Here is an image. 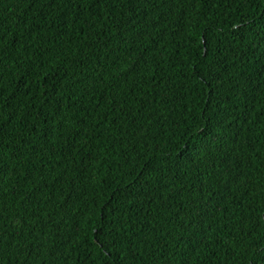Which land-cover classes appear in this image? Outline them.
<instances>
[{
    "label": "trees",
    "instance_id": "16d2710c",
    "mask_svg": "<svg viewBox=\"0 0 264 264\" xmlns=\"http://www.w3.org/2000/svg\"><path fill=\"white\" fill-rule=\"evenodd\" d=\"M0 264H264V0H0Z\"/></svg>",
    "mask_w": 264,
    "mask_h": 264
}]
</instances>
